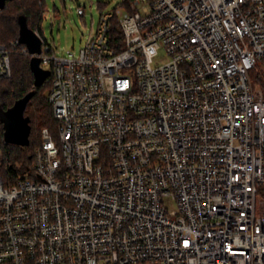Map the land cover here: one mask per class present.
<instances>
[{
    "label": "built area",
    "instance_id": "1",
    "mask_svg": "<svg viewBox=\"0 0 264 264\" xmlns=\"http://www.w3.org/2000/svg\"><path fill=\"white\" fill-rule=\"evenodd\" d=\"M121 5L77 52L0 43V79L16 50L49 70L57 127L21 172L0 138V264H264V0Z\"/></svg>",
    "mask_w": 264,
    "mask_h": 264
},
{
    "label": "trees",
    "instance_id": "2",
    "mask_svg": "<svg viewBox=\"0 0 264 264\" xmlns=\"http://www.w3.org/2000/svg\"><path fill=\"white\" fill-rule=\"evenodd\" d=\"M42 0H6L0 10V43L9 46L10 42L19 37L20 22L23 17L26 25L35 30L42 17ZM119 34L117 25L113 33ZM29 55L18 50L10 53L11 75L0 79V109L12 107L16 100L30 94L23 109V116L27 118L29 126V143L25 146L5 142L3 123L0 121V138L3 147V162L8 164L14 172H21L31 164L33 150L40 143L38 130L43 126L52 129L55 126L52 106L47 96L50 87V73L45 81L34 86V73L30 67ZM252 79L259 84L264 93V70L255 69L251 73Z\"/></svg>",
    "mask_w": 264,
    "mask_h": 264
},
{
    "label": "rangeland",
    "instance_id": "3",
    "mask_svg": "<svg viewBox=\"0 0 264 264\" xmlns=\"http://www.w3.org/2000/svg\"><path fill=\"white\" fill-rule=\"evenodd\" d=\"M42 2L44 6L42 17L35 25V30L40 31L42 37L58 54H64L69 49L77 52L88 35L96 29L102 12L112 10L118 5L122 11L124 10L121 5L123 0H42ZM79 4L84 6L83 15L77 13L76 7ZM163 54L160 52L155 61L162 58ZM56 129L55 122V126L50 130L55 132ZM170 208H175V205L171 204Z\"/></svg>",
    "mask_w": 264,
    "mask_h": 264
},
{
    "label": "water",
    "instance_id": "4",
    "mask_svg": "<svg viewBox=\"0 0 264 264\" xmlns=\"http://www.w3.org/2000/svg\"><path fill=\"white\" fill-rule=\"evenodd\" d=\"M5 3L6 0H0V10L5 6ZM19 22V41L27 46L29 52L39 53L41 50V39L34 30L27 27L23 17L19 18ZM40 61L37 55L30 57V67L34 73V86L41 85L50 73L49 70L40 66ZM30 94L16 100L12 107L6 110L0 109V121L3 123L5 142L20 146H25L29 143V126L27 118L23 116V109Z\"/></svg>",
    "mask_w": 264,
    "mask_h": 264
}]
</instances>
